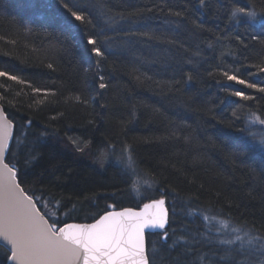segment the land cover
Segmentation results:
<instances>
[{"label": "trees", "instance_id": "1", "mask_svg": "<svg viewBox=\"0 0 264 264\" xmlns=\"http://www.w3.org/2000/svg\"><path fill=\"white\" fill-rule=\"evenodd\" d=\"M64 3L86 9L85 22ZM101 6L128 19L101 35ZM236 8L257 16L232 17ZM104 36L112 38L107 47ZM258 67L264 0H0V71L27 82L0 77V104L15 126L7 163L28 195L42 197L40 210L65 223L163 195L168 239L147 234L150 264H199L200 254L213 264H249L258 243L219 241L234 240L241 226L264 238V154L240 131L264 134L248 121L253 113L264 120ZM129 152L135 174L115 166ZM9 256L0 248V264Z\"/></svg>", "mask_w": 264, "mask_h": 264}, {"label": "snow or ice", "instance_id": "2", "mask_svg": "<svg viewBox=\"0 0 264 264\" xmlns=\"http://www.w3.org/2000/svg\"><path fill=\"white\" fill-rule=\"evenodd\" d=\"M199 3L203 6L205 0H199ZM63 7L76 21L85 22L86 9L81 8L79 3H74L72 7L64 3ZM73 8L79 10H73ZM238 13L253 19L257 16L255 10L246 12L244 8L233 9L231 16L236 17ZM101 15L106 17L104 26L100 29L101 35L106 30L116 31L113 25L128 19L122 13L109 15L102 6ZM174 15L180 16L182 13L176 12ZM87 23H92L90 17ZM111 39L104 36L102 46L107 47ZM87 43L93 45L91 52L96 56L104 55L101 47L95 46L96 38L89 36ZM48 67L51 68L52 65ZM258 71L264 72V67H258ZM222 74L227 80L246 85L248 88L257 89L258 87L257 84L248 83L247 80L240 79L238 75L230 74L228 71H223ZM0 77H8L22 85L27 84L25 80L17 76H9L8 72L0 71ZM100 79L103 80V77ZM99 87L104 88L105 84L100 83ZM32 91L40 93L42 90L33 88ZM258 91L264 93V87H260ZM234 95L243 97L245 100L253 99L246 96L243 91H237ZM248 121L258 122L264 126V120L259 119L254 113L248 117ZM246 129L247 126L240 130L242 139H245L253 150L264 154V138L257 141L255 136L247 134ZM11 138L12 125L5 119L0 122V241L5 242L0 243V248L11 253L7 258L13 264H149L145 250L144 230L147 227L164 229L168 223V212L163 195L159 199L144 203L139 211L133 208L116 211L114 205H109L112 210L105 211L98 219L94 218L92 223H65L59 217L53 218L47 212H41L37 205L44 206L42 197L34 198L33 195H28L17 181L16 164L5 163ZM115 166L122 167L125 174H135L137 171L131 152L126 157L123 155L117 157ZM233 231L237 233L234 240H222L219 243L235 245L240 242L241 249L245 244L258 243V247L252 248L255 259L249 264H264V238L253 235V229L246 226L235 228ZM241 232L243 235L240 234ZM162 239L167 241V231L164 232ZM180 239L183 240L185 237ZM228 251L231 252V249ZM205 255L207 254L197 256L199 264H213L214 257L207 255L205 259ZM173 264H181V261L177 258ZM192 264L196 262L193 261Z\"/></svg>", "mask_w": 264, "mask_h": 264}, {"label": "water", "instance_id": "3", "mask_svg": "<svg viewBox=\"0 0 264 264\" xmlns=\"http://www.w3.org/2000/svg\"><path fill=\"white\" fill-rule=\"evenodd\" d=\"M7 120L9 122H11V125H12V138L10 139V148H11V145H12V142H13V138H14V132H15V126H14V123L9 119L8 115L6 114L5 112V109L3 108V106L0 104V122H3L4 120ZM10 151V150H9ZM9 151L7 152L6 154V159H5V163H7V156H8V153ZM17 181L19 182L18 178H17ZM20 184V183H19ZM21 186V185H20ZM22 187V186H21ZM23 188V187H22ZM26 192V191H25ZM143 206V205H142ZM142 206H140L139 208H133L134 210L136 211H139L140 208H142ZM38 207V205H37ZM165 207L167 209V212H168V223L165 225V228L164 229H160L158 227H147L145 228L144 230V238H145V250H146V254L148 256V249H147V234H150V233H155V232H162V231H165L166 228L168 227L169 225V211H168V208H167V205H166V200H165ZM112 210V208H111ZM110 210V211H111ZM116 211H121L122 209H115ZM42 212V211H41ZM72 223H79V222H72ZM92 223V222H90ZM0 243H5L3 241H0ZM10 253V252H9ZM11 255V253H10ZM149 259V257H148ZM7 264H13V262L11 260L8 259L7 261ZM149 264H150V260H149Z\"/></svg>", "mask_w": 264, "mask_h": 264}, {"label": "rangeland", "instance_id": "4", "mask_svg": "<svg viewBox=\"0 0 264 264\" xmlns=\"http://www.w3.org/2000/svg\"><path fill=\"white\" fill-rule=\"evenodd\" d=\"M251 125L253 126H257L258 128L256 129L257 131L260 132V130L264 131V126H261L258 122L257 123H251ZM254 132V131H253ZM258 136H255L258 140L261 139V138H264V134L262 133H256ZM253 136V135H252ZM45 208L47 209V206H45ZM48 210V209H47ZM51 215L52 213L50 211H48ZM163 232V231H162ZM246 248V247H245Z\"/></svg>", "mask_w": 264, "mask_h": 264}]
</instances>
